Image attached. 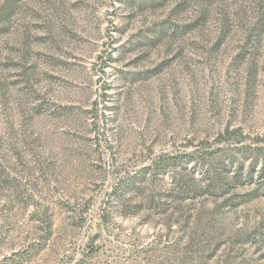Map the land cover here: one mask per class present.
Returning a JSON list of instances; mask_svg holds the SVG:
<instances>
[{
  "label": "rangeland",
  "instance_id": "374dc122",
  "mask_svg": "<svg viewBox=\"0 0 264 264\" xmlns=\"http://www.w3.org/2000/svg\"><path fill=\"white\" fill-rule=\"evenodd\" d=\"M0 264H264V0H0Z\"/></svg>",
  "mask_w": 264,
  "mask_h": 264
},
{
  "label": "trees",
  "instance_id": "16d2710c",
  "mask_svg": "<svg viewBox=\"0 0 264 264\" xmlns=\"http://www.w3.org/2000/svg\"><path fill=\"white\" fill-rule=\"evenodd\" d=\"M135 178H130V180H127V182L125 183H122V185H120L121 187H127V185H131L132 187L134 186V183H135ZM211 183H213L214 185H220L222 183H220V179L219 178H216V180L213 182L211 179H210Z\"/></svg>",
  "mask_w": 264,
  "mask_h": 264
}]
</instances>
